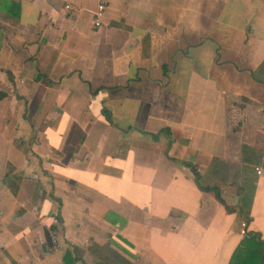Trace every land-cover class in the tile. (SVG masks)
Segmentation results:
<instances>
[{"label":"crops","instance_id":"0c3cea01","mask_svg":"<svg viewBox=\"0 0 264 264\" xmlns=\"http://www.w3.org/2000/svg\"><path fill=\"white\" fill-rule=\"evenodd\" d=\"M0 90V264H264V0H0Z\"/></svg>","mask_w":264,"mask_h":264},{"label":"trees","instance_id":"16d2710c","mask_svg":"<svg viewBox=\"0 0 264 264\" xmlns=\"http://www.w3.org/2000/svg\"><path fill=\"white\" fill-rule=\"evenodd\" d=\"M251 75H252V77H253V79H254L255 81H258V82H259V80L256 78V76H255L254 73H253V74L251 73ZM6 97H7V93H5L4 91L0 90V101H2L3 99H5ZM106 113H107V112H106ZM107 119H108V118H107ZM162 131H166V132H167V130H162ZM162 131H160V132H162ZM156 136H157V134H153V135H152L153 138H155ZM194 177H195V178H194L195 183L197 184V186H198L202 191H204V192H213V193L215 194V195H214L215 199H216L219 203L222 204V201H221V199L219 198L220 192H219L218 189L203 186V185L200 183V177H199L198 174H195ZM225 209L228 210L229 208L225 207ZM252 239H253V238H252ZM251 257H252V256H250V255L247 256V258H245V261H248V259L251 260ZM239 259H241V250L237 248V249H235V252L232 254L231 259H230V263H229V264H236L237 261H239Z\"/></svg>","mask_w":264,"mask_h":264},{"label":"built area","instance_id":"2783aa9c","mask_svg":"<svg viewBox=\"0 0 264 264\" xmlns=\"http://www.w3.org/2000/svg\"><path fill=\"white\" fill-rule=\"evenodd\" d=\"M104 5L105 4L103 2L98 3L97 6H96V8H95L96 10L93 13V26L96 27V28L101 25V17H102V15L104 13ZM63 8L65 10L71 11L70 10V7H69V4H67V3H65L63 5ZM255 170H256V173L257 174H260L261 173V171H260L259 168H256ZM53 221H54V223H57V215L54 216Z\"/></svg>","mask_w":264,"mask_h":264}]
</instances>
